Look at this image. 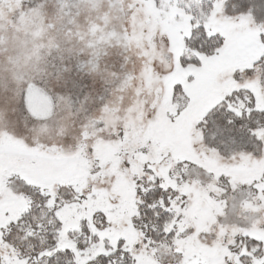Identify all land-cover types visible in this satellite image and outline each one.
I'll list each match as a JSON object with an SVG mask.
<instances>
[{
  "label": "snow or ice",
  "instance_id": "6c2138e0",
  "mask_svg": "<svg viewBox=\"0 0 264 264\" xmlns=\"http://www.w3.org/2000/svg\"><path fill=\"white\" fill-rule=\"evenodd\" d=\"M155 4L167 25L157 37L168 66L153 61L146 120L150 133L169 135L150 134L129 154L125 131L116 133L122 198L105 201L96 190L115 161L89 143L104 121L88 113L109 109L92 73L103 59L115 75L124 56L104 50L46 63L36 69L45 81L26 82L19 97L0 87V264H264V2ZM238 196L241 211L256 217L247 226L226 223ZM196 199L206 206L203 227L189 217Z\"/></svg>",
  "mask_w": 264,
  "mask_h": 264
},
{
  "label": "rangeland",
  "instance_id": "374dc122",
  "mask_svg": "<svg viewBox=\"0 0 264 264\" xmlns=\"http://www.w3.org/2000/svg\"><path fill=\"white\" fill-rule=\"evenodd\" d=\"M166 28L155 0H0V87L11 85L17 97L26 82L39 85L45 81L44 75L36 69L46 63L61 59L66 62L84 60L91 53L104 50L124 56L115 75L111 62L103 59L92 73L93 87L97 80L103 81L102 91L109 109L105 112L94 107L88 113L92 119L104 121L103 132L94 133L89 143L101 145L105 160L115 161L113 168L104 174L109 179L100 175V184L96 186L105 201L108 197L122 198L127 192V180L114 155L119 150L118 141L114 139L116 133L125 131L126 143L121 147L129 154L135 153L150 134L159 139L169 135L163 128L150 133L146 120L147 113L152 111L151 90L156 71L153 61L159 68L168 66L167 62L161 63L164 49L157 37V32ZM113 33L115 37L109 39ZM153 37L157 38L156 43ZM158 44L159 51L156 50ZM87 103L95 101L90 99ZM58 115L62 122L71 123L72 117L63 104H58ZM3 127L0 123V129ZM7 127L14 132L16 121L9 122ZM189 172L196 175L191 169ZM112 175L116 176L115 180L111 179ZM200 179L206 182L207 176L200 172ZM240 199L238 196L236 212L226 223L247 226L256 217L241 211ZM189 217L192 223L204 226L208 214L200 199L194 200ZM260 217L264 222V213ZM20 247L26 249L27 245Z\"/></svg>",
  "mask_w": 264,
  "mask_h": 264
},
{
  "label": "trees",
  "instance_id": "16d2710c",
  "mask_svg": "<svg viewBox=\"0 0 264 264\" xmlns=\"http://www.w3.org/2000/svg\"><path fill=\"white\" fill-rule=\"evenodd\" d=\"M261 2L263 1V0H260ZM93 82V81H92ZM108 91H110V90H108ZM107 93V92H106ZM112 94V93H111ZM111 94H110V96H111ZM37 244V246H39V243H36ZM61 264H62V261H61ZM117 264H119V262H117Z\"/></svg>",
  "mask_w": 264,
  "mask_h": 264
}]
</instances>
